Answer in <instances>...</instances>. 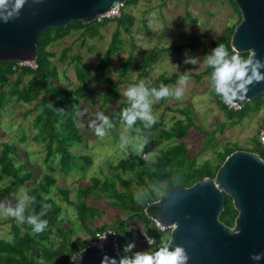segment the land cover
Instances as JSON below:
<instances>
[{
	"label": "trees",
	"instance_id": "obj_1",
	"mask_svg": "<svg viewBox=\"0 0 264 264\" xmlns=\"http://www.w3.org/2000/svg\"><path fill=\"white\" fill-rule=\"evenodd\" d=\"M138 1L128 0L122 8L136 5ZM122 8L120 9V17L116 19L103 20V22L95 21L87 25L74 22L64 28L49 29L40 34L35 58L37 68L35 70L27 67L13 70L15 62H0V110L13 102L31 105V108L26 111V116L35 112L32 126L36 132L31 139L42 146L45 153L43 165L46 169V172L42 173L39 179L34 178V172L24 170L27 168L25 161H18L19 154L16 144L1 142L0 176L11 180L10 185L3 190L6 195H9L12 187L20 186L27 191L29 196L34 197V202L29 205L24 213L25 217L33 212L39 214L44 205L48 206L44 209L46 214L42 217L48 221V227L41 233H34L26 220L19 222L12 217L6 220L9 223L8 234L10 237L0 236V264H69L73 259H83L85 252L82 249L94 241L95 232L105 231L108 229L107 227L114 231H117L118 228L122 229V232L126 230L125 225L118 221L103 228H93L95 221L105 214V211L97 206V201L112 198V201L109 202L116 206L118 211L123 212L127 220H141L144 227L147 228L152 223L149 217L154 216L155 213V207L152 205L154 202L162 200L165 195L175 189L189 187L205 177L213 178L229 154L242 150L237 144L224 145L221 150L214 149L215 145L213 147L205 145L200 153L209 148L213 149L215 161L211 162L207 159L197 163L196 158L188 154L185 144L190 129L196 127L191 110L187 109L189 114L186 116H184V112L178 111L184 119H176L167 128L164 127L162 116L149 129H145L143 123L138 120L134 128L130 129V134L146 139V143L143 144L144 150L149 151L162 146L159 148V154L154 161L150 163L144 156L130 153L125 158L120 159L116 165L111 166V178H105L103 181L92 178L88 186L78 187L73 200L70 199V189H57L56 194L61 197L66 205L72 207L74 219L88 233V237L84 239L75 237L76 231L73 227L67 226L71 224V220L63 218V208L52 194L53 188L57 184L56 172L68 176L74 170L84 171L86 167L91 165L90 156H72L69 148L81 141L82 136L77 127L78 112L81 109L79 99L85 93L90 92L89 85L94 80V76L87 67L81 64L80 57L74 56L67 65L74 66V74L78 84L70 85L67 89H59L53 86L52 82L57 79V68L52 58L55 57L56 53L50 50V47L71 33L78 31H81L80 37L84 44L87 39L98 35L97 27L113 22L116 24V29L112 34L111 42L96 66V70L105 72L111 68L113 56L122 50L120 38L122 30L129 32L134 24L133 16L123 12ZM239 22L240 16L237 22L229 28L226 37L212 43L213 48L223 43L231 52L228 46L229 38ZM65 55L66 50H63L57 61L63 62L66 58ZM241 55L247 56V54ZM156 59L157 55L154 52L142 57L139 65L141 74H145L146 69L154 64ZM130 64L129 58L119 73V82H122L126 76ZM208 71L211 69L208 68L206 72ZM101 72L98 75L108 81L104 102H108L113 97L119 98L118 84L104 77ZM178 78V74L169 78L161 77L155 85L148 86L158 87L163 83L172 87ZM165 99H161V102H164ZM217 102L220 110L229 119V125L232 126L263 109L264 95L257 97L252 102H247L238 110L229 109L221 99ZM159 105L153 104L152 109ZM127 106V102H119L116 110L107 115L114 127L124 125L120 114L122 109ZM136 128L141 131L136 132ZM212 136L215 137L214 132ZM26 139L27 136L23 133L19 141L24 143ZM253 140L254 146L246 150L257 154L264 160V149L259 145L257 136ZM121 174L126 175V178L123 179ZM145 177L158 189L147 188L148 192L140 197L143 200L141 203L133 194L130 186L135 183L145 184L148 187V184L145 183ZM178 177L179 182H177ZM117 182L126 190L119 191L116 187ZM236 215L237 212L234 210L231 200L226 197L224 210L219 217L220 221L226 226L232 227ZM153 228L152 237L159 243L165 232H161L154 225ZM129 237L130 233L127 237L123 236L122 238L127 239ZM124 247L117 248L120 256L121 253L124 254Z\"/></svg>",
	"mask_w": 264,
	"mask_h": 264
},
{
	"label": "rangeland",
	"instance_id": "obj_2",
	"mask_svg": "<svg viewBox=\"0 0 264 264\" xmlns=\"http://www.w3.org/2000/svg\"><path fill=\"white\" fill-rule=\"evenodd\" d=\"M122 10L133 16L134 24L129 32L122 30L120 35L122 50L113 56L112 66L105 72L96 70V66L111 42L112 34L116 29V24L113 22L97 27L98 35L87 39L84 44L80 37L81 31H78L50 47V50L56 53L52 58L57 68V79L52 82L53 86L67 89L70 85L78 84L74 66L67 65L74 56H79L81 64L87 67L94 76V80L89 85L90 92L85 93L79 99L81 109L78 112L77 127L82 136L81 141L69 148L72 156H90L91 165L84 171L74 170L68 176L56 172L57 184L52 194L63 208V218L71 220V224L67 226L73 227L76 231L75 237L80 239L87 238L88 233L74 219L72 207L66 205L56 194L57 189H70V199L73 200L78 187L88 186L92 178H98L101 181L111 178V166L116 165L128 154L135 153L144 156L151 163L159 154V148L162 147L149 151H145L144 147L139 151L135 150L133 145L138 136H132L130 129H126L125 125L113 126L107 130L103 138L96 136L89 127L90 121L96 118V113L102 112L107 116L116 110L119 102H127L123 93L129 85L141 80L147 86L155 85L159 78H169L175 74L179 77L181 74H186L189 77L181 99L169 97L164 102H161V99L155 101L153 104L160 105L152 111L156 120L162 116L164 127L167 128L176 119H184L178 111L184 112L186 116L189 114L187 109L191 110L196 127L190 129L185 144L188 154L196 158L197 163L207 159L211 162L215 161L213 149L209 148L200 153L205 145L209 147L215 145L216 150H221L227 144H237L245 151L251 149L254 146L253 138L258 136V132L264 128V108L230 126L229 119L225 117L218 105L217 100L220 98L210 87L211 71L206 72L208 67L203 64L185 63L186 55L198 57L202 62L203 58L214 49L212 43L226 37L229 28L237 22L240 16L234 2L231 0H139L136 5L122 8ZM63 50H66V58L60 63L57 59ZM151 52L157 55L156 62L146 69L145 74H141L139 69L141 59L145 55H150ZM129 58L131 60L129 70L122 82H119V73ZM100 72L104 77L118 84L119 98L113 97L108 102H104L108 81L98 75ZM178 81L179 78L172 87L177 86ZM30 108L31 105L13 102L0 110V143L16 144L19 154L18 161H25L27 168L24 170L34 172V178L39 179L41 174L46 172L43 165L45 153L42 146L31 139L36 130L32 126L35 112L26 116V111ZM213 132L215 137L212 136ZM23 133L27 139L21 143L19 138ZM122 135L129 137L126 147L121 146ZM121 177L125 179L126 175L121 174ZM10 182V179L0 176V200L14 204L19 189L23 187H12L9 195H6L3 189L8 187ZM145 183L148 187L145 184L135 183L130 186L136 198L147 193V188L158 189L146 177ZM116 187L119 191L126 190L118 182ZM109 201H112V198L97 201V206L104 210L105 214L95 221L93 228H103L118 221L124 224L126 229L122 232V229L118 228L116 231L120 234L118 235V247L134 242L133 251L146 250L149 245L144 233L152 237L154 233L152 226L156 225L151 221L150 226L145 228L141 220H127L124 213L118 211L116 206ZM8 218L11 217L0 216L1 237H10L9 223L6 221ZM129 233V238H122L127 237ZM168 236L169 230L165 232L163 238L167 239ZM121 255L124 254L121 253Z\"/></svg>",
	"mask_w": 264,
	"mask_h": 264
},
{
	"label": "water",
	"instance_id": "obj_3",
	"mask_svg": "<svg viewBox=\"0 0 264 264\" xmlns=\"http://www.w3.org/2000/svg\"><path fill=\"white\" fill-rule=\"evenodd\" d=\"M128 0H27L19 18L0 22V62L36 58L38 37L70 23L87 25ZM240 22L229 38V48L241 54L254 49L264 61V0H231ZM264 72V69H261ZM264 95V82L250 86L247 98L233 104L242 108ZM228 197L237 215L229 227L219 219ZM160 226L169 228L171 247L183 246L187 264H264L253 254H264V160L237 150L229 154L213 178L205 177L189 187L178 188L152 204ZM119 258L108 238L102 249L90 247L83 259L69 264H101L103 256Z\"/></svg>",
	"mask_w": 264,
	"mask_h": 264
},
{
	"label": "clouds",
	"instance_id": "obj_4",
	"mask_svg": "<svg viewBox=\"0 0 264 264\" xmlns=\"http://www.w3.org/2000/svg\"><path fill=\"white\" fill-rule=\"evenodd\" d=\"M27 0H0V22L8 23L19 18L22 9ZM36 2V0H33ZM185 63L203 64L211 69L210 87L213 92L225 104L233 105L242 102L247 98L250 86L256 83L264 82V61L257 58L254 49H249L247 56L241 55L235 47L229 51L228 47L221 43L206 55L202 62L198 57L186 55ZM189 77L181 74L177 86L171 87L161 83L158 87H149L143 80L136 84L129 85L124 91V96L128 106L121 111V121L126 129H133L139 120L143 123L145 129H149L156 122V117L152 111V105L160 99L174 97L179 100L182 98L184 86L187 84ZM99 121V123L97 122ZM113 123L108 116L102 112L96 113V118L89 123V127L94 131L96 136L103 138L107 130L113 127ZM136 132L141 130L136 128ZM129 143V137L121 136V146L126 147ZM146 139L136 138L134 143L135 150L142 149ZM179 182V177L177 178ZM141 203L143 200L138 197ZM34 202V197L29 196L24 188L19 189L16 202L13 204L8 201L0 200V216L12 217L19 222H26L32 227L34 233H41L48 227V221L42 219L46 214L44 205L39 214L31 213L25 217L29 205ZM109 234L98 236L99 241H105ZM145 239L149 245L146 250L133 251L135 243H128L124 249V255L110 257L105 254L101 264H187L189 255L185 248L180 245L171 247L168 239L162 238L159 243L153 237L144 233ZM102 247L103 245H99ZM254 261L264 258V254H253L250 257ZM77 261L76 259H73Z\"/></svg>",
	"mask_w": 264,
	"mask_h": 264
},
{
	"label": "built area",
	"instance_id": "obj_5",
	"mask_svg": "<svg viewBox=\"0 0 264 264\" xmlns=\"http://www.w3.org/2000/svg\"><path fill=\"white\" fill-rule=\"evenodd\" d=\"M123 5H119L116 8H112L110 11H108L106 14L98 16L96 21L97 22H103V20H112V19H116L120 17V9L122 8ZM30 68L32 70H35L37 68V63L35 61V58L30 60V61H19V62H15V64L13 65V70L15 69H20V68ZM225 104V103H224ZM229 109H233V110H238L240 109L238 106L235 107L233 105H227L225 104ZM258 143L261 146V148L264 149V128L260 130L258 136ZM157 202V201H156ZM155 203V202H154ZM151 219V221L156 225V227L161 231V232H166L169 230V228H165L160 226V224L156 221L154 216L149 217ZM104 234H109L107 236V239L110 238L113 243L116 245L117 247V242H118V233L112 229H107L105 231H97L95 232L94 235V241H92L91 243L87 244L84 246V248L82 249L84 252H86L90 247H96L97 249H102L103 246L105 245L107 239L105 241H99L98 240V236L100 235H104ZM103 245L102 247H100L99 245Z\"/></svg>",
	"mask_w": 264,
	"mask_h": 264
},
{
	"label": "flooded vegetation",
	"instance_id": "obj_6",
	"mask_svg": "<svg viewBox=\"0 0 264 264\" xmlns=\"http://www.w3.org/2000/svg\"><path fill=\"white\" fill-rule=\"evenodd\" d=\"M227 197V196H226ZM226 197H225V200H226ZM228 198V197H227Z\"/></svg>",
	"mask_w": 264,
	"mask_h": 264
}]
</instances>
